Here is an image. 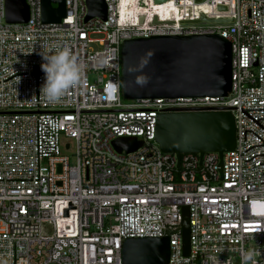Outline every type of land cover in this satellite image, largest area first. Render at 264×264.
I'll return each instance as SVG.
<instances>
[{
    "label": "built area",
    "instance_id": "built-area-1",
    "mask_svg": "<svg viewBox=\"0 0 264 264\" xmlns=\"http://www.w3.org/2000/svg\"><path fill=\"white\" fill-rule=\"evenodd\" d=\"M64 2L59 22H43L42 0H26L27 22L9 23L0 0V264H122L124 240L164 236L167 264H241L248 250L264 264V205L255 203L264 196V0H104L106 18L87 20V0ZM200 15L230 21L183 23ZM215 33L231 45L227 96L123 98L124 40ZM62 47L82 64V81L52 103L41 55ZM206 110L234 116L221 167L217 152L160 150L158 114ZM124 136L141 146L118 152L112 141ZM70 141L72 163L61 152Z\"/></svg>",
    "mask_w": 264,
    "mask_h": 264
},
{
    "label": "water",
    "instance_id": "water-1",
    "mask_svg": "<svg viewBox=\"0 0 264 264\" xmlns=\"http://www.w3.org/2000/svg\"><path fill=\"white\" fill-rule=\"evenodd\" d=\"M165 0H154L160 3ZM42 0L43 22H59L65 16L64 0L51 6ZM222 8V7H220ZM88 14L106 18L104 0H87ZM29 17L26 0H5V21L25 23ZM229 22L207 19L183 23ZM121 88L124 99L227 96L231 90L232 52L230 42L219 34L153 35L124 40L121 46ZM235 121L230 110L160 113L156 118L154 140L160 150L173 153L207 152L222 154L235 146ZM136 137H117L112 141L118 151L130 152L141 146ZM60 170V166H58ZM183 254L189 253V214L182 208ZM169 237L127 238L122 244V264H167Z\"/></svg>",
    "mask_w": 264,
    "mask_h": 264
},
{
    "label": "clouds",
    "instance_id": "clouds-1",
    "mask_svg": "<svg viewBox=\"0 0 264 264\" xmlns=\"http://www.w3.org/2000/svg\"><path fill=\"white\" fill-rule=\"evenodd\" d=\"M40 65L44 73L41 92L52 103L59 101L69 89L76 88L82 81L83 66L69 47H62L49 54L41 55ZM257 205H264V196L258 197ZM255 250L241 252V264H253Z\"/></svg>",
    "mask_w": 264,
    "mask_h": 264
},
{
    "label": "rangeland",
    "instance_id": "rangeland-1",
    "mask_svg": "<svg viewBox=\"0 0 264 264\" xmlns=\"http://www.w3.org/2000/svg\"><path fill=\"white\" fill-rule=\"evenodd\" d=\"M171 10H173V6L170 7V8H167V11H164V12H163L164 15H167V13L170 12ZM208 24H209V23L202 22V23H199L198 25H199V26H208ZM91 38H92V39H101V38H102V35H100V34H92V35H91ZM89 46H90L91 48H93V49H98V50H100V48H101V47L98 45V42H97V41L90 43ZM89 79L92 81V80L94 79V75H93V74H90V75H89ZM62 141H63V143H65V142H69V140H68L67 138H64V137H62ZM70 142H71L72 145H71V147H70L69 149H66V148L63 146V144L61 145V152H62L64 155H67V156L70 158V161H71V163H72V162H73V159H74V145H73L72 141H70Z\"/></svg>",
    "mask_w": 264,
    "mask_h": 264
},
{
    "label": "bare ground",
    "instance_id": "bare-ground-1",
    "mask_svg": "<svg viewBox=\"0 0 264 264\" xmlns=\"http://www.w3.org/2000/svg\"><path fill=\"white\" fill-rule=\"evenodd\" d=\"M172 12H173V10H172Z\"/></svg>",
    "mask_w": 264,
    "mask_h": 264
}]
</instances>
